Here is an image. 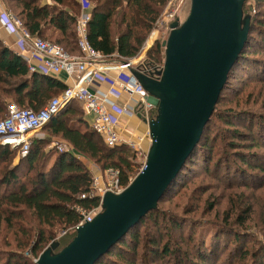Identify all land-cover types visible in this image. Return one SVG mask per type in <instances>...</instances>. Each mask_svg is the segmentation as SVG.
<instances>
[{
    "label": "trees",
    "instance_id": "1",
    "mask_svg": "<svg viewBox=\"0 0 264 264\" xmlns=\"http://www.w3.org/2000/svg\"><path fill=\"white\" fill-rule=\"evenodd\" d=\"M83 1L92 2L85 30V39L88 45L102 56L104 63L117 64L128 62L136 55L143 39L150 31L167 0ZM50 2L47 4L43 3V0H0L2 7L17 18L31 36L47 38L62 46L68 53L78 54L74 23L80 14L81 4L79 0H50ZM244 11L242 4V13L248 15L247 37L241 52L229 71L238 61H248L246 52L249 51V45H247V41L252 23L256 21L253 18V13ZM258 23L264 24L262 21ZM258 25L256 27H260ZM161 42L155 41L150 52H148L149 58L132 67L138 71L142 69L154 76L162 66ZM261 45L264 53V37ZM152 58L159 62H154ZM255 63L258 68H254L253 73L256 74L255 82L259 85L252 100L260 101L261 108H264V59L256 60ZM224 85L219 92L209 119L203 127L198 142L161 198L174 188L172 193L173 195L177 194L186 183H189V178L184 180L183 171H189L198 162L195 158H200L203 166L211 161L212 148L219 136L216 133V136L208 144L206 143L205 130L212 117H218L226 125V130L221 131V135L226 132L230 139L243 141L238 143H247V149L255 146L263 147L264 151V114L257 116L249 114L245 118L243 116L239 118V115H234L235 113L231 115L216 114L215 107L219 103ZM63 88L62 84L52 79L50 75L40 72L28 73L24 60L0 40V118L4 116L5 107L10 101L20 107L38 110ZM254 89L256 90L255 86L246 94V97H249ZM75 103L69 102L41 129L59 136L71 148L93 160L100 168L117 170L119 184L123 187L126 186L131 180L129 173L133 168L131 158L134 157V153L129 152V149L125 148L124 145L105 146L92 128H88L82 121L81 112ZM233 115L235 119L243 121L241 126L247 129L245 134L227 126L231 125ZM42 144V139H35L33 144H30L27 154L15 163H13L15 150L0 145V248L8 249L6 253H0V264H32V258H36L46 242L52 238V232L55 228L65 229L75 225L80 220L81 217L75 210L76 206L89 209L97 204L95 197H79L80 193L87 192L91 176L85 164L70 153H56L46 172L41 170L42 164L38 170H35L37 163H43L46 158H43L42 155ZM237 145L236 142L227 144L231 148H235ZM215 153L219 154L217 155L218 158L212 161L214 164L212 165V173L219 178L218 180L225 189H228L226 195L228 208L222 215V224L214 226L217 229L214 234H208L207 230L198 234V229L193 232L190 226L183 227L182 224L169 218L170 224L168 225L178 230L179 233L178 241L170 242V237L173 238L169 234L168 229L170 228L165 225L163 234L161 228L157 226L159 218L157 205L161 201L160 198L154 209L145 213L137 224L112 244L93 264H136V254L138 255L140 252L138 251L140 247L141 252L142 249L144 250V255L148 254L151 257L152 264H157V261H164V259H168L169 264H254L253 259L254 256L257 257L258 249H264V240L260 241L256 238L258 237L256 236L257 232L250 229L257 227L259 233L264 232V202L261 200L258 217H253L252 210L253 205L256 204L252 198L253 192L264 186V161L263 163L260 162L261 158L264 159V153L263 157L259 156L258 153L242 154L240 152L234 155L247 167L263 172L261 176H248L257 180V183L252 185L256 187L255 190L246 186L245 180L239 178V181L235 178L225 179L227 171L218 172V167L219 165L231 166V161L224 157L225 152L222 147L220 151ZM253 163L255 166L252 165ZM206 166L205 169H207ZM21 167L26 169V175L31 171L33 172L29 183L23 180L25 172L22 173L21 178L18 176ZM243 173L247 175L245 172ZM192 174L193 172L190 175ZM245 188H249L251 192L246 194L243 190H238ZM189 196L188 198L192 197L195 203L198 202L199 194L196 190H193L191 195L189 193ZM249 201H251V206ZM184 207L181 208L182 211ZM212 208L213 204L206 205L207 211ZM189 209H185L183 212L190 213L192 210ZM161 216L162 219L165 218L164 215L161 214ZM147 219L153 226L157 227H155L154 234L145 243L141 237L140 228L144 225L147 226ZM248 225L251 227L249 228ZM166 234L170 237L168 238ZM73 235L74 233L67 240H64L60 247L64 246ZM163 235H166L165 240H162ZM221 236L227 241H222ZM193 237L196 238L193 239ZM244 237L252 240L247 247L244 246ZM206 238H209L207 243H205ZM182 242L188 248L190 244L195 246L196 250L192 253L193 258H190L191 260H189L187 253L179 248L178 243ZM57 244L59 243L57 242ZM236 252L237 255H235ZM222 253H226L225 260L218 263Z\"/></svg>",
    "mask_w": 264,
    "mask_h": 264
},
{
    "label": "water",
    "instance_id": "2",
    "mask_svg": "<svg viewBox=\"0 0 264 264\" xmlns=\"http://www.w3.org/2000/svg\"><path fill=\"white\" fill-rule=\"evenodd\" d=\"M243 2L190 0L184 20L169 23L161 42L162 66L154 76L123 62L156 104L143 167L119 193L104 192L99 212L79 225L64 246L57 250L51 241L32 264H93L156 207L198 142L246 41Z\"/></svg>",
    "mask_w": 264,
    "mask_h": 264
},
{
    "label": "rangeland",
    "instance_id": "3",
    "mask_svg": "<svg viewBox=\"0 0 264 264\" xmlns=\"http://www.w3.org/2000/svg\"><path fill=\"white\" fill-rule=\"evenodd\" d=\"M83 1V0H82ZM80 2V1H79ZM83 1V4H86L87 7L81 8L80 7V13L82 11L89 12V9L92 5V2H85ZM189 4L190 0H167L163 7L161 8L156 20L154 21L150 31L146 34L145 38L143 39L138 52L136 53L135 56H133L130 60L131 64L130 66L132 67L135 64H139V62H142L146 60L148 57V52H150V49L152 48V44L155 41L161 42L162 40H165V38L168 35L169 32V22L172 21L173 19H177L179 22H182L184 18L186 17L188 10H189ZM243 10L246 13H253L252 15L254 20L256 21L255 23H252V28L250 29L249 32V39L247 41V45H249V51H245L246 54H248V61H238V63L232 68L231 71H229L226 79V83L224 85V88L221 92V95L219 97V103L216 105V114H233L237 116L239 115V118L243 116L249 115V114H254V115H263L264 114V108H261L260 101H253V97L257 93V86L259 83L255 82V75L254 68L256 67V60H261L264 59V53L262 52V45L261 41L264 37V24L261 25V23H258L259 21H262L264 23V0H244L243 3ZM17 19V18H16ZM259 24L256 27V25ZM261 34V36H260ZM44 40H48L53 42L52 40H49L47 38H42ZM59 45V44H58ZM162 53H161V64L163 60V48H161ZM73 54V53H70ZM153 59V58H152ZM134 62L132 63V61ZM154 62H159L158 60L153 59ZM255 61V62H254ZM105 64V63H104ZM158 64V63H157ZM255 84V85H254ZM255 86L256 90H253V93L249 94V97H246L247 93L251 90V88ZM239 90V92H237ZM255 91V92H254ZM237 94V95H236ZM10 101L9 103H11ZM152 117L155 114V110L151 109ZM233 117V120H231V128H235L236 130H239L241 133L247 132V129L243 128L241 125H243L241 122H243L241 119H235ZM248 117V116H247ZM245 120V119H244ZM233 122V124H232ZM234 126V127H233ZM226 130V125L223 123L221 119L214 118L212 117L210 119V123L207 125L206 130H205V139L206 143L208 144L209 141L216 136V133H218V137L215 142V146L212 148V156H211V161L206 164L205 166L207 169H205L203 164H201L200 158H195L198 162L193 165L189 171H183V174L185 175L184 180L186 178H189L190 180L188 181L189 183H186L185 186L178 192L177 194L172 193V191L175 190V188L171 191H169L167 194L161 198V201L158 203V227L161 228V231L163 232V229L165 228L164 226L167 225L170 229L169 234L170 236L172 235L173 238H171L168 234V238L170 237V242L173 241H178V230L173 229L172 226H169L170 224L168 222L169 218L174 219L178 223L182 224L184 227L190 226V228L193 230L198 229V234H202V232H205L206 230L208 231V234H214L215 233V227L216 225L222 224V215L224 214L225 209L228 208V203H227V198L226 195L228 194V189H225V187L221 184V182L218 180L219 178L213 175L212 173V161L216 160L217 155L215 152L220 151V148L222 147L225 152V156L230 159L231 161V166H226V165H219L218 172H223L227 171V177H224L225 179H230V178H235L237 181L239 179L245 180L244 184L251 188L252 190H255L256 187L252 186L253 184L257 183L256 179H253L248 176H261L263 172L259 171L258 169H254L251 167H247L242 163L238 158H236L234 155L238 153L242 154H250V153H258L259 156L263 157V147H251L250 149H247L246 146L247 143H238V142H243V141H237L235 139H230L229 135L224 132L223 135H221V131L223 132ZM27 138L30 139V144L32 145L35 139H42L43 144H42V149H43V158L45 160L43 163L39 162L37 163L35 170H38V167H40V164H42V171L46 172L50 165L52 160L54 159V156L58 151L55 149L56 145H60L63 147V151L65 153H70L71 155L75 156L78 158L80 161H82L88 172L90 173L91 178L97 174H103V169L99 167L96 163L93 162V160L87 158L86 156L79 154L77 151H75L69 144L66 143L63 139H61L57 135H52L48 130L41 129L40 131H33L31 133H28ZM13 137V136H10ZM139 136H135L134 139L132 138H124L125 140H130L133 143L138 141ZM145 140V139H144ZM203 141V140H202ZM229 142H236L238 145L233 149L231 147H228L227 144ZM225 144V145H224ZM124 145L125 148L129 149V152L134 153V157L131 158V164L133 166L132 171L129 173L130 179L140 170V168L143 165V157L142 154H139L138 151H136V147L130 146L127 143L120 144ZM262 146V145H261ZM30 148V147H29ZM59 152V153H62ZM17 155V152L15 151L14 156ZM52 155V156H51ZM13 156V159H14ZM51 156V157H50ZM47 158H50L47 160ZM222 159V158H221ZM15 160V159H14ZM264 159L261 158V163H263ZM254 165V163L252 164ZM255 166V165H254ZM225 168V169H224ZM242 170V172H241ZM239 171V172H235ZM25 172V177L23 180L26 182H30L31 176L33 172H29L26 175V169L25 168H20L19 171V177L21 178V175H23ZM193 172L192 175H190ZM241 172V174H239ZM243 172H245L247 175H245ZM23 173V174H22ZM183 175V176H184ZM242 175V176H239ZM245 175V176H244ZM239 178V179H238ZM247 178V179H246ZM249 188L245 189H238V190H243L244 193H249ZM193 190H196L197 194H199V200L197 203H195L194 199L188 198L189 193L193 192ZM254 195H252L253 201L256 202V204L253 205L252 210H253V217H258V212H259V205L261 204V200L264 202V186L260 190L254 191ZM183 194H185L183 196ZM173 195V196H172ZM182 196V197H180ZM194 197V195L192 194ZM190 197V196H189ZM250 206H251V201H249ZM195 204V205H194ZM207 204H213V208L210 211L206 210V205ZM186 206V207H184ZM184 207L185 209L192 210L190 213H184L181 208ZM162 215H164L165 218L162 219ZM177 220H176V219ZM146 227L145 225L140 228V233L141 237H143L144 242L146 243L147 239L151 238V236L154 234L155 227L151 224L149 219L146 221ZM231 228V226H228ZM249 227V225H248ZM251 227V226H250ZM249 227V228H250ZM204 228V229H202ZM234 228V227H233ZM254 229L256 231V238H258L260 241L262 239L264 240V232L261 234L257 231V227L250 228ZM74 233L71 229V227H67L65 229L61 228H55L54 231L52 232V238L49 239L48 242H46L45 246L42 248V250L50 244L51 241L58 242L57 244L58 248H60V244L64 241L67 240L71 234ZM226 233V232H224ZM164 234V232H163ZM166 235H163L162 240H165ZM176 240H174L175 238ZM196 237H193V239ZM191 239V241L193 240ZM209 238L205 239V243H207ZM222 241H227L223 236H221ZM251 238H243L244 246L247 247V245L251 244ZM193 242V241H192ZM174 243V242H173ZM228 243V242H226ZM196 245V244H195ZM220 245V244H219ZM157 246V245H156ZM179 248L184 250L187 253V256L189 260L192 257V253L196 250L195 246H192L191 244L189 245L190 247H186L185 244L178 243ZM147 249V248H146ZM8 249L0 248V253H6ZM258 255L257 257L254 256V264L257 262H260L261 264H264V249L259 248L258 249ZM140 252H138V255L136 254L137 257V262L136 264H152L151 262V257L147 254L144 255V250L142 249L141 252V247L139 248ZM192 251V252H190ZM240 251V250H239ZM194 255V254H193ZM237 255V252L235 253ZM226 253H222L219 257L218 263L222 262L225 260ZM246 258V257H245ZM35 258H32V262ZM169 264L168 259H164V261H157V264ZM171 262V261H170ZM193 262H195V259H193ZM245 262V261H244Z\"/></svg>",
    "mask_w": 264,
    "mask_h": 264
},
{
    "label": "built area",
    "instance_id": "4",
    "mask_svg": "<svg viewBox=\"0 0 264 264\" xmlns=\"http://www.w3.org/2000/svg\"><path fill=\"white\" fill-rule=\"evenodd\" d=\"M79 1L82 9L87 7L82 0ZM87 20L88 12L85 11H82L75 19L74 31L79 53L70 54L57 43L31 36L21 22L0 3V27L6 33L14 35L16 53L24 60L27 72H40L47 75L64 72L71 81L70 85L51 97L38 110L20 107L14 102L6 105L4 116L0 118V144L10 149L14 148L19 158L24 157L29 150L30 142L26 136L28 133L40 129L69 102H77L86 113L91 114V128L105 146L114 147L124 143L130 146L135 145L136 151L142 154L143 160L145 159V153L151 141L148 121L152 118L151 109L155 110L156 104L127 71L126 64H104L102 56L90 48L85 39ZM126 63L131 62L129 60ZM111 69L114 74L109 73ZM141 71L144 70L141 69ZM101 83H105L108 88L103 90L98 87ZM122 96L124 101L117 107L118 111L140 117L145 125L143 135L139 136L138 141L134 143L118 134V117L111 111V108L116 106L114 100ZM143 139L147 142V148L144 151L140 147ZM55 149L58 152L63 151L60 145H56ZM123 188L118 182V171L115 169H103V174L93 176L87 192L80 193L79 197H95L97 204L89 209L75 207L81 218L71 226L72 231L75 232L79 225L90 221L99 212L104 192L119 193Z\"/></svg>",
    "mask_w": 264,
    "mask_h": 264
},
{
    "label": "crops",
    "instance_id": "5",
    "mask_svg": "<svg viewBox=\"0 0 264 264\" xmlns=\"http://www.w3.org/2000/svg\"><path fill=\"white\" fill-rule=\"evenodd\" d=\"M43 3L50 4L51 2H50V0H43ZM0 40L9 49H11L12 51L16 52L15 46H14V40H15L14 35L6 33L5 30H3L1 27H0ZM133 62H134V60L132 61V63ZM109 73L110 74H114L113 69H111L109 71ZM50 77H52V79H54V80L58 81L59 83H61L63 87H66L67 85H70L71 84L70 79L67 77V75L64 72H59L57 74L50 75ZM98 87L102 88L103 90H105V89L108 88V86L105 83H101L100 85H98ZM59 92H57L55 95H57ZM123 101H124V96H122L119 99L114 100V103H115L116 106H114L113 108H111V111L114 114H116L117 117H118V121H119V123L117 125L118 134L122 138H132V139H134V137L136 135L137 136L143 135V133L145 131V125H144V122H142V119L140 117L135 116V115H127V114H124V113L118 111L117 107H119L122 104ZM75 104H76L75 106L81 112V119H82V121L85 123V125L88 128H91V125H90V123L92 121L91 114L90 113H86L83 110L82 106L79 103L76 102ZM66 105H68V104H66ZM65 106H63L62 108H64ZM55 116H53L52 118H54ZM38 130L40 131L41 128L38 129ZM28 140L30 142V139L29 138H28ZM0 145H2V144H0ZM140 147H141V149L143 151L147 148V142H146V140H144V139L141 140ZM14 159H13V163H15L19 159V156L18 155L14 156Z\"/></svg>",
    "mask_w": 264,
    "mask_h": 264
},
{
    "label": "bare ground",
    "instance_id": "6",
    "mask_svg": "<svg viewBox=\"0 0 264 264\" xmlns=\"http://www.w3.org/2000/svg\"><path fill=\"white\" fill-rule=\"evenodd\" d=\"M50 120H51V119H50ZM44 125H45V124H44ZM44 125H43V126H44ZM13 150H14V149H13ZM124 187H125V186H124Z\"/></svg>",
    "mask_w": 264,
    "mask_h": 264
}]
</instances>
